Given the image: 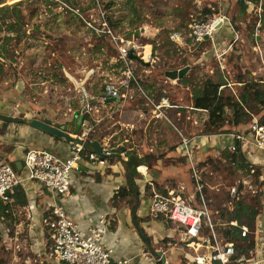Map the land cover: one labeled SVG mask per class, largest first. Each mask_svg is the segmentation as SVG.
<instances>
[{
  "label": "rangeland",
  "instance_id": "374dc122",
  "mask_svg": "<svg viewBox=\"0 0 264 264\" xmlns=\"http://www.w3.org/2000/svg\"><path fill=\"white\" fill-rule=\"evenodd\" d=\"M9 1L0 4V9L10 8L6 14L0 12V48L4 41L3 47L9 51L0 61L1 113H8L10 106L11 113L20 120L24 114L34 112L35 117L66 126L74 115L79 118L82 108L89 104L86 119L92 138L109 148L121 146L128 153L150 156L146 161L148 175L157 181H152L155 188L181 193L189 202L191 198L190 204L195 208H199L198 196L180 146L182 137L198 138L197 143L201 140L202 144H192L193 162L198 165L206 206L217 231H221L220 224L237 201L257 204L261 214L258 224L261 219L264 223V165L255 164L254 173H248L226 162L222 156L223 138L219 135L230 127L211 134L208 112L194 109L192 98L205 88L207 103L217 96L236 100L245 84L264 85V0H111L114 5L108 10L104 4L110 0ZM18 3L17 20L12 7ZM206 10L212 13L206 15ZM215 14L225 15L229 24L215 33L213 42L193 46L188 40L180 45L169 39L174 31L186 32L193 20L206 21ZM13 20L16 31L5 30V25ZM104 24L113 37L133 41L141 49L137 50L139 59L130 67L138 85H130L125 98L102 105L91 97L99 95L105 83L120 84L126 78L114 40ZM145 46L150 47L149 61L143 59ZM181 69L187 70L186 85L164 75ZM218 83L225 85L219 87ZM162 98L167 104L161 109L162 116L156 118L152 103L158 104ZM259 110L253 117L264 114V105ZM226 111L225 117L230 120V111ZM255 156L264 160L262 151L255 150ZM123 158L119 154L110 163L123 168ZM86 165L92 168L89 163ZM77 178L74 171L68 175L80 191ZM136 182L143 188L140 201H150L151 189L140 177ZM233 187L237 188L235 199L230 193ZM146 219L145 226L152 237L150 259L158 264L156 253H162L170 264H185L180 248L189 250L179 242L175 225L154 220L148 214ZM42 220L38 216L36 223L40 225ZM5 225L9 236H0V264H60L49 256L47 245L38 246L30 240L25 222L16 226L7 221ZM260 229L262 237L264 226ZM111 235L108 232L104 242L112 241L109 245L115 249ZM126 252L129 250L116 248L115 258L125 257ZM257 258L264 259V249L259 248Z\"/></svg>",
  "mask_w": 264,
  "mask_h": 264
},
{
  "label": "built area",
  "instance_id": "2783aa9c",
  "mask_svg": "<svg viewBox=\"0 0 264 264\" xmlns=\"http://www.w3.org/2000/svg\"><path fill=\"white\" fill-rule=\"evenodd\" d=\"M1 1V4H4L9 0ZM227 23L228 18L222 14H215L206 21L193 20L188 24L186 32L174 31L170 34L169 39L180 45L184 40H188L193 46L201 45L206 41L213 42L215 33ZM88 26L93 28L90 24ZM104 26L107 33L112 36L107 24H104ZM112 38L126 78L120 84L105 83L99 95L91 97L94 102L102 105L109 101H117L121 97L125 98L126 92L123 94V91H127L130 85H138V81L130 68L135 60L130 57V52L139 57L140 53L137 54V50L141 47L134 45V42L130 40L113 36ZM142 50L144 57V47ZM150 59L151 54L145 60L149 61ZM146 98L149 99V97ZM166 104L165 98H162L158 104L152 103L156 118L162 116L161 109ZM89 107L88 104L78 114L81 117V132L75 136L77 141H87L92 132L87 119H83L88 113ZM219 136L223 138V150L231 154L240 153L244 159L250 162V167L255 164L264 165V160L261 161L258 156H255V150L264 152V122L260 123L258 120L253 119L246 131L223 132ZM197 139L182 137L180 152L183 153L189 164L194 180L195 195L198 196L199 208L191 206L188 199L181 197V193H175L176 191L168 189H165L163 193L155 188L153 182L148 181L147 184L151 189L149 216L152 219H161L175 225L180 237L179 242L189 250L188 252L182 247L180 248L185 264H264V259L258 260L257 258L259 248L264 249V234L262 237L257 238L258 229L261 228L260 224H258L259 227L254 233L256 244L254 258L237 257L235 244L226 240L223 236L224 231L232 233V229L238 228L240 237L245 238L250 234L247 226H239L236 221L226 220L220 224L221 231H217L206 206L203 184L197 169L198 165L193 162L194 148L192 144L197 143ZM68 144L69 155L66 158H61L46 150L27 149L22 165V175L14 170L7 161L0 160V201L3 204L11 203V195L25 181L42 184L58 200L52 206L48 216L42 220V226L48 236L47 246L50 257L60 264H135L131 258L116 259L112 247L109 243L104 242L105 236L110 232V222L105 215H100L87 227H79L78 223L68 215L65 208V203L70 196L71 182L68 175L71 171H80L87 163L92 168L105 166L111 155H113L112 149L106 144H100L102 155L98 156L87 151L78 142ZM197 144L201 145L202 141L199 140ZM119 154L124 156L123 160H126L124 152L121 151ZM144 168L147 171V168ZM230 193L232 199H235L237 188H231ZM29 219L32 221L33 217L29 216ZM8 229L5 223L0 220L1 237L8 238ZM156 262L170 264L165 254L159 256Z\"/></svg>",
  "mask_w": 264,
  "mask_h": 264
},
{
  "label": "crops",
  "instance_id": "0c3cea01",
  "mask_svg": "<svg viewBox=\"0 0 264 264\" xmlns=\"http://www.w3.org/2000/svg\"><path fill=\"white\" fill-rule=\"evenodd\" d=\"M2 103L3 102H1L0 106L2 105ZM8 109V113H6L5 111L3 113L0 112V114L3 116L18 119L15 117L16 113H14V115L11 113L12 107L8 106ZM34 114L36 113L31 112V115L26 113L24 114V118L22 120H49L52 126H63L54 123L51 119L46 117H35ZM78 119L79 118L74 115L70 123H77ZM70 123H65L66 128H68L70 133L72 132L74 134V130L77 124L71 126ZM93 139V141H97L99 142V144H104L103 142L95 138ZM27 149L46 150L49 153L61 158H66L69 155V144L66 141L62 139H56L40 132L37 129H33L27 123H9L1 121L0 160H5L9 164L22 163ZM137 156L139 158L144 157L140 154H137ZM110 162L111 161L108 160L105 166L96 168H88L87 165H84V167L81 168L80 171H74L78 177L75 181H77L78 184L80 183L81 188L79 189L80 191H78V188H76V184H71L70 196L65 203L67 213L77 223L80 222L79 225H82V227L93 223L100 215H105L109 219L110 232L115 243V249H113L114 257L115 255L117 256L116 248L119 251L129 250V252H126V255H124L125 257L123 258H131L135 264H155V261L153 259H150L151 253L149 247L152 248L151 232L149 233L148 230L150 229L145 226V220H147L146 215L148 214L149 216L148 209L150 201H140V197L143 194V188L138 185V183L136 182V178H142L148 187V181H157L152 176L148 175L149 167H147V163L138 166V176L134 178L138 193L135 194L134 192L133 196L128 195L122 199H119L120 197H117V191L119 190V188L128 189L127 181L125 178L126 171H122L121 169L124 168L118 167V165ZM144 167L147 168V171ZM140 168L144 169V171ZM17 171L22 175V165ZM19 188L23 191V194L26 198V206L23 207L15 204L12 205L13 202L10 203L13 207V210L11 212L12 217L4 218L5 220L3 218H0V220L3 223H6L7 221H9V223H16V226H21V222H25L28 227V236L30 237V240L38 246H42L43 244L47 245L48 236L46 230L44 229L42 224L38 225L36 223V218L38 216L42 219L46 218L52 206L54 205V203H57L58 200L55 199L44 186L37 182L25 181L24 184ZM136 195L138 197L134 198V196ZM126 198L128 201L124 200ZM130 199L132 200V202ZM136 200L138 201V203ZM132 208H134V210ZM133 212H135L134 217L136 225L133 221ZM22 214L24 215V218L20 217V215ZM29 216L33 217L32 221L29 219ZM258 222L260 223V221ZM261 225L264 226L262 219L259 226ZM136 226L145 232V236L149 239L148 247L140 238ZM16 228L18 229L19 227ZM260 230L261 229L259 227L257 238L261 237ZM261 234L263 236L264 231ZM111 242L112 241H109L108 243L111 244ZM34 246H32V250L34 249Z\"/></svg>",
  "mask_w": 264,
  "mask_h": 264
},
{
  "label": "trees",
  "instance_id": "16d2710c",
  "mask_svg": "<svg viewBox=\"0 0 264 264\" xmlns=\"http://www.w3.org/2000/svg\"><path fill=\"white\" fill-rule=\"evenodd\" d=\"M14 1L10 0L9 2ZM253 2H257L256 0H252ZM2 1L0 2V4ZM21 4L18 3L12 7L13 10V15L17 17V20L20 19V14L17 11V6ZM114 3L110 0L107 1L104 4V8L106 10L110 9ZM243 7V6H242ZM244 8V7H243ZM10 9L8 6L1 7L0 12H5L7 13L6 10ZM206 15H210L212 12L210 10L205 11ZM106 21L108 22L109 26H112L110 18L106 16ZM5 24V23H4ZM16 21L14 22L11 21L10 23H7L5 25V30H9L12 32L16 31ZM24 30V28H23ZM4 40V39H3ZM1 41V39H0ZM6 43L3 41V46H5ZM0 48V59H5L6 54L9 51L5 49V47ZM1 61V60H0ZM2 62V61H1ZM0 62V64H2ZM179 82L183 84H187V78L186 76L182 77ZM225 84L223 83H218L217 86L221 87L224 86ZM246 85V84H245ZM244 85L243 88V93L238 95L236 100H234L233 97L231 98H226V99H221L220 97L217 96V98L214 101H210L209 103L206 102V96L208 95L207 89L203 88L200 93L195 92L193 94V108L196 110H205L208 112V123L213 130L210 131L211 134H214L218 129H223L224 126H229L232 131L234 130H239V131H246L248 129V126L250 125L251 121L253 119L258 120L260 123L264 122V114L259 117L255 118L253 115H258L260 113V106L264 105V85H255V84H250V85ZM204 103V104H203ZM251 103H254L256 106L251 105ZM226 110L230 111L231 119L227 120L225 115H226ZM88 118L86 115L83 117V119ZM230 129H226L225 132H230ZM94 139L92 137H89L87 139L88 142L93 141ZM112 154L114 152H121L122 147L118 146L115 148H112ZM125 156L127 158L128 154H133V153H128L127 151H124ZM222 156L226 162H229L230 164L235 165L239 169H244L246 172H251L255 170V167H250V164H248L244 157L240 154H231L228 153L227 151L222 153ZM150 158V156L147 155L144 156L143 158H140L139 161L142 159H147ZM112 158H109V161ZM147 163V162H146ZM123 167H124V163ZM126 171V177H127V188L128 189H123L119 188L117 191V197L124 198L125 196H133L135 192V188L133 185V180L130 177L129 173L130 170L127 168H124ZM141 170L144 171V169L140 168ZM257 169V168H256ZM259 175V172L257 173V176ZM134 177V176H133ZM165 192V191H161ZM137 196V195H136ZM134 196V198L136 197ZM11 199L13 204L12 205H19V206H26L27 201L26 198L23 194V191L18 188L15 190L14 194L11 195ZM11 202V203H12ZM191 203V198L190 202ZM257 203V202H256ZM12 205L9 204H3L0 202V218H10L11 212L13 210ZM257 204L255 205H247L242 201H237L235 203L232 211L229 214V217L226 219L227 221H236L239 226L245 225L249 229V235L245 238L240 237V232L238 228L232 229V233L229 231H224L223 236L226 240L232 241L235 244V251H236V256H244L245 258H254L255 257V239H254V233L257 230L258 227V219L260 212L256 208ZM134 210V208H132ZM5 220V219H4ZM139 236L142 239V241L146 244V241H149V239L145 236V232L139 228Z\"/></svg>",
  "mask_w": 264,
  "mask_h": 264
},
{
  "label": "water",
  "instance_id": "95a60500",
  "mask_svg": "<svg viewBox=\"0 0 264 264\" xmlns=\"http://www.w3.org/2000/svg\"><path fill=\"white\" fill-rule=\"evenodd\" d=\"M112 1L113 2H119V1L122 2V1H125V0H112ZM130 57L132 59H135V60H137V58H138L137 56L133 55L132 52H130ZM186 71H187L186 69L167 71V72H165L164 75H165L166 78L171 79V80H180L184 76ZM0 120L3 121V122H9V123H21V122L22 123H27L31 128L37 129L40 132L45 133V134H47V135H49L51 137H54L56 139H62L64 141H66L67 143H76V142H78L87 151L92 152V153H94V154H96L98 156L102 155V146L99 144V142H97V141H91V142H88V141H77L75 136H77L79 134L80 130H81V117H79V119L77 120V123L76 122L70 123L71 126H74V124H77L76 128L74 130V134L72 132L70 133L68 128H66V126H52L51 122L49 120L40 121V120H36V119H31V120L25 121V120L15 119V118L3 116V115H0ZM121 151L124 152L125 149H121ZM113 157L118 158L119 154L118 155H115V154L111 155V158H113ZM139 160H140V158L137 155H135V154H128L125 161L120 159V161L122 163H124V167L123 168H127V169L130 170L129 175H130V177L133 180V185H134V188H135V194L138 193L136 184L134 182V178L138 176L137 167L141 166V165H144L146 163L145 159H142L141 161H139ZM10 165H11V167L14 170L17 171L21 167V165H23V162L22 163H12ZM132 214H133V221H134V223L136 225L135 217H134L135 216V212H133ZM137 231L139 233V228L138 227H137ZM146 245H147V247L149 246L148 241H146ZM156 255L157 256H161V253H156ZM162 261H163V258H162Z\"/></svg>",
  "mask_w": 264,
  "mask_h": 264
},
{
  "label": "bare ground",
  "instance_id": "6f19581e",
  "mask_svg": "<svg viewBox=\"0 0 264 264\" xmlns=\"http://www.w3.org/2000/svg\"><path fill=\"white\" fill-rule=\"evenodd\" d=\"M144 59H147L148 58V55L150 54V47L149 46H145L144 47ZM126 90L123 91V94H125Z\"/></svg>",
  "mask_w": 264,
  "mask_h": 264
}]
</instances>
